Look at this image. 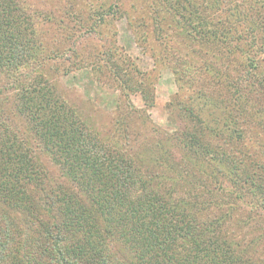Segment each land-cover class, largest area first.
Returning a JSON list of instances; mask_svg holds the SVG:
<instances>
[{"label": "rangeland", "instance_id": "374dc122", "mask_svg": "<svg viewBox=\"0 0 264 264\" xmlns=\"http://www.w3.org/2000/svg\"><path fill=\"white\" fill-rule=\"evenodd\" d=\"M14 1L43 47L36 65H27L24 84L51 87L86 134L132 158L144 182L154 177L146 191L180 200L202 235L224 238L233 255L264 264V53L252 54L246 32L243 53L187 32L204 24L203 16L219 30V21L230 24L240 9L247 22L235 28L256 24V44L264 49V10L255 0H224L220 7L211 0ZM7 82L0 73V129L12 137L25 124L20 127L24 117L15 106L18 92ZM199 94L210 98L215 113L230 109L243 137L211 136L188 111ZM30 147L43 177L37 188L59 197L69 185L39 144ZM210 148L223 157L224 175L211 163ZM28 226L13 237L10 264H56L50 243ZM102 246L110 264H133L118 239Z\"/></svg>", "mask_w": 264, "mask_h": 264}, {"label": "trees", "instance_id": "16d2710c", "mask_svg": "<svg viewBox=\"0 0 264 264\" xmlns=\"http://www.w3.org/2000/svg\"><path fill=\"white\" fill-rule=\"evenodd\" d=\"M169 2L175 4V0ZM223 2L211 0L210 4L220 7ZM255 2L264 10V0ZM239 10L231 15L230 24L222 26L219 21V30L203 16L204 24L187 32L206 42L230 43L242 53L246 32L252 54L264 53L256 44V24L249 22L240 32L235 28L247 22ZM33 29L30 18L14 0H0V73L18 92L15 106L24 117H20V127L25 124L23 131H15L12 137L8 128L0 129V264L13 260L9 256L13 237L25 225H29V233L38 232L47 239L56 264H110L100 245L111 239H118L128 249L133 264H249L226 250V239L206 237L190 225L181 201L170 197V192L161 198L146 191L154 177L144 182L132 158L115 154L86 134L51 87L35 80L24 84L30 73L27 65H36L35 58L43 52ZM233 97L241 101L240 95ZM192 101L189 114H194L211 136L243 137L230 109L224 106L222 112L215 113L204 94ZM33 143L51 156L69 185L59 197L50 195L46 186L37 188L43 177L32 158ZM210 153L211 163L225 172L223 157H216L211 148ZM226 164L231 171L230 163ZM134 190L139 191L134 195Z\"/></svg>", "mask_w": 264, "mask_h": 264}]
</instances>
